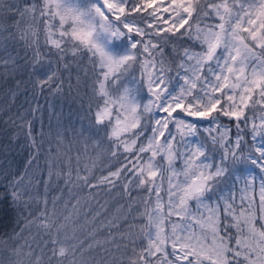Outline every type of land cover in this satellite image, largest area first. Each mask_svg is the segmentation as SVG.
Returning <instances> with one entry per match:
<instances>
[{
	"label": "snow or ice",
	"instance_id": "1",
	"mask_svg": "<svg viewBox=\"0 0 264 264\" xmlns=\"http://www.w3.org/2000/svg\"><path fill=\"white\" fill-rule=\"evenodd\" d=\"M245 3L233 2L230 6L227 0H89L81 8L68 0H41L42 6L33 2L21 8L10 0H0V14L42 21L46 40L56 50L57 62L64 71L70 70L80 52L88 56L93 72L91 83L86 80L85 84L95 101V122L110 132L112 155L120 153L124 157L121 166L99 182L114 184L122 172H127L132 177L128 183L145 187L149 196L155 195L151 212L145 213L149 227L154 228L141 229L144 242L133 247L125 264H264V0ZM216 18L218 23H207ZM21 36L26 40L31 37L35 45L36 32L31 26ZM185 39L199 44L201 51L184 48L176 72L183 82L170 90L171 69L163 59L164 47ZM257 47L261 49L259 56L254 50ZM66 56L71 59L66 61ZM253 59L257 66L248 73ZM9 62L11 71H16L17 61L11 56L2 61L4 66ZM50 63L41 61L34 47L28 62L32 73ZM136 70L146 81L151 97L147 104L137 99L144 83L136 89L137 95L124 87V81ZM59 71L50 69L43 79L35 80L34 86L43 90L55 84L59 90L63 84ZM210 151L219 152L218 160L210 159ZM145 153L149 155L141 163ZM158 155L166 160L171 172L164 189L167 211L160 195L162 185L156 179L158 171L153 170L163 167L155 163ZM177 159L182 163L179 172L174 167ZM251 168L259 172L258 208L253 197H240L239 214L233 217L235 237L226 229L224 235L220 234L218 205L210 206L206 219L192 215L189 202L204 204L209 194L219 195L221 185L242 182L241 191H250L256 179ZM11 185L15 206L23 193L15 190L20 187L18 182L12 180ZM230 201L231 196L223 205L228 214L234 207ZM173 216L195 220L200 234H195L190 225L180 227L172 221ZM165 220L170 222L167 233ZM241 221L247 226L246 232L240 230ZM4 243L0 237V244ZM49 243L51 247L45 245L51 254L47 260L37 257L27 264H65V259L68 264H77L74 252L55 236L49 237ZM78 264L87 262L81 259Z\"/></svg>",
	"mask_w": 264,
	"mask_h": 264
},
{
	"label": "rangeland",
	"instance_id": "2",
	"mask_svg": "<svg viewBox=\"0 0 264 264\" xmlns=\"http://www.w3.org/2000/svg\"><path fill=\"white\" fill-rule=\"evenodd\" d=\"M10 2L18 5V0H10ZM33 2H35L38 7L41 5V0L26 1V3H29L28 5ZM216 2H223V0H216ZM227 2L231 6L233 2L238 5L240 3H245V0H227ZM249 2H251V0H249ZM68 3L78 4L79 7L84 8L88 5L89 0H68ZM245 7H247V3H245ZM235 10L236 9L233 8V11ZM165 15L167 16V14ZM24 19L29 20L32 29L36 32L35 37L45 38L44 41H46L45 29L42 21H32L29 16H25ZM5 22L6 20L4 21L2 17V20L0 19V24L3 26V30L0 31V55H2L0 59L3 61L7 60L3 58L8 53V56L11 55V57L17 61L16 65H18L21 59L18 55V49H15L14 46L19 42V39L22 38L20 34L23 30H19V28L12 25V23L7 24ZM189 22L192 24L191 20ZM218 22V18L215 20L209 19L207 21L209 24ZM203 26L204 22L202 21L201 27ZM184 48L185 47L174 44L164 51L163 59L165 65L171 69L168 73V76L171 78L170 90L172 88H178L183 82L182 79L176 76V72L179 70L178 64L182 62L180 58L183 56ZM199 48L194 47V49L190 50L199 52L201 51L198 50ZM254 50L258 56L261 55V49L257 47ZM70 59L71 57L68 58V60ZM41 61H50L51 63L50 65H45L37 72L38 74L36 77L38 78L36 79H43L50 69H58L59 67L55 54L54 57H44ZM9 63L11 65V62ZM255 66H257V61L253 59L248 65L247 72L250 73L251 69ZM7 68H10L9 64ZM24 69L28 72V75L33 74L32 69L28 67V63ZM65 72L68 74V71ZM92 72V64L88 56L85 55L84 52H80L77 59L71 63L69 73H71L70 77L73 76L74 80L70 79L71 84L69 87L73 89V94L75 95L73 100L78 103L77 106L80 110H83V114L79 118L73 115L71 121L68 120V123L62 124L63 118L58 113L57 103V121L55 120L50 123L51 128L47 127L49 130H46L50 136L49 140L53 141V144L55 142L57 143L56 147L60 152V156L63 153L65 164L68 163V165L66 168H62L61 160H58L57 165L54 164L50 167L53 169L54 173L56 166L54 179L57 177V182H53L51 186H49L51 190L54 188L56 189L53 194V196H55V205L53 206L49 220L46 222V230H51H49V234L45 232L41 233L39 237L41 245L36 254L35 252L32 253V259H34V257H39L41 260H47L51 255L48 252V247H51L49 237L55 236L64 247L74 252L73 259L77 261V264L81 259L85 260L87 264H125L133 247L144 242L143 237L140 235L141 229L144 231H151L154 228V225L149 227L148 218L145 214L146 211L151 212L154 206V194L149 198L146 188L136 187L135 183L127 182V187L121 188V184H119L121 178L116 180L114 184L99 182L104 176H107L110 171H115L119 168L124 157L120 155V153H117V156L112 155L113 143L110 138V132L103 131L101 126L95 122V101L92 97L91 88L85 84L86 80H88L89 84L91 83L90 77L92 76ZM181 75H183V73H181ZM139 77L140 72L136 70L134 76H129L124 81V87L128 88L133 95H137L136 89L141 83H144V90L137 95L138 102L143 105L147 104L151 97L146 90V81ZM78 79L79 85L77 84ZM121 91H123V89H121ZM255 98L256 97H254V99ZM14 99V95L9 96V107L7 106L8 108H6L7 114L12 115V119L18 122L19 125L24 123L26 126L29 121L25 119L29 115L26 116V109H22V106L16 103ZM65 108L67 107L65 106ZM259 114L260 111L258 107L256 115L259 116ZM28 119L32 120L30 117H28ZM127 135L129 134H126L124 138H127ZM145 135H148V133ZM141 139H143V137H141ZM199 139L203 140L204 136H201ZM139 143L140 141L138 140L137 146H139ZM161 143H163V141H161ZM209 147H211V145ZM54 151H56V149ZM180 151H183V149H180ZM143 155L145 159L142 160L141 163L146 162V157L149 154L145 153ZM208 155L210 159L214 158L218 160L219 158L218 151H210ZM50 156L51 155H49V157ZM155 163L163 165V167L158 169L154 168L153 170L158 171L156 179L157 182L162 185L160 195L164 198L165 211H167V197L164 189L167 188L168 178L171 176V172L168 171L166 160L162 159L161 156L158 155L156 157ZM174 167L177 172L180 171L182 168L180 159L175 161ZM249 171L256 176L250 191H241L244 187L242 182H237L235 186H233L231 182L221 185L219 195L209 194L204 204H197L195 201L189 202V210L192 212V215L197 219H206L210 211V206L218 205L216 207V215L219 217L220 234L224 235V229H226L228 234L235 237L237 235V228L233 217L239 214L237 206L241 203L240 197H253V204L258 208V198L260 194L259 172L255 168H251ZM38 173L41 174L39 176L44 175L40 170H38ZM128 179L132 180L131 175ZM179 179L182 180L183 177L181 176ZM53 185L55 186L52 187ZM229 196L232 197V201L230 202L234 204L231 214H228L223 207ZM58 201H61L60 206L57 205ZM257 217L256 223L257 226H259L258 211ZM172 221L178 223L180 227L190 225L192 231L197 235L201 232L200 225L188 216H185L183 220L173 216ZM169 229L170 222L165 220V232L167 233ZM177 230L179 231L180 229L178 228ZM240 230L242 232L247 231V226L242 221L240 223ZM111 232L112 234L108 236L107 234ZM133 234H137L134 242ZM27 245H29V243H27ZM45 245L48 247H45ZM21 257L22 254L16 257V260H20ZM54 259L55 258H53V260ZM65 264H68L67 259H65Z\"/></svg>",
	"mask_w": 264,
	"mask_h": 264
},
{
	"label": "trees",
	"instance_id": "3",
	"mask_svg": "<svg viewBox=\"0 0 264 264\" xmlns=\"http://www.w3.org/2000/svg\"><path fill=\"white\" fill-rule=\"evenodd\" d=\"M26 1L28 0H18V5H21V8L28 6L30 2L26 3ZM143 14L147 15V13ZM1 16L7 24L12 23L16 26L18 22L19 30H25L29 26L32 28L29 20L24 19L25 17L21 19L18 15L9 16L8 13H2L0 14L1 20ZM31 20L34 21L32 18ZM31 39V37L27 40L21 38L14 46L15 49H18L21 59V62L16 65V71H11L10 63H8L10 68L4 66L3 60L0 59V237L6 241V243L0 244L2 264H19L21 261L27 264V261L32 259V253L36 254L41 245L39 239L41 233L49 234L48 232L51 230H46V222L55 205L53 194L56 189L51 190L49 186L53 182H57V177L54 179L56 166L54 173L50 167L54 164L57 165L58 160H61L62 168H66L68 165V163L65 164L63 153L60 156L56 147L57 143L53 144L46 132L51 128L50 123L57 121L56 104L58 103V113L63 118L62 124L68 123V120L71 121L73 115L79 118L83 114V110H80L77 106L78 103L73 100L75 98L73 89L69 87L70 79H73V76L70 77L71 73L68 71L67 74L61 64L58 63V69H60L58 76L63 84L59 90L55 84L51 88L45 86L43 90L34 86L38 73L28 75L24 69L33 57L34 47L38 50L40 59L54 57L55 50L47 40L44 41L45 38L35 37L34 46ZM174 44L189 49L200 47L199 44L185 39L174 43L169 42V45L164 47V51ZM7 56L8 53L3 59H7L11 55ZM68 58L70 57L66 56L65 60L67 61ZM11 95L15 96L14 101L19 103L22 109H26V116L29 115L28 117L32 118V120H29L28 117L25 119L29 121L26 126L24 123L19 125L12 119V115L7 114L6 108L9 107L8 99ZM232 134H235V129ZM55 149L56 151H54ZM49 155L51 156L49 157ZM38 170L44 175L39 176L41 174L38 173ZM129 177L130 174L122 172L119 181L121 188H124V185L130 181ZM12 180L20 184V187L15 190L23 193L20 202L15 206L11 196L14 190V186L11 185ZM57 205L60 206L61 201H58ZM111 234L112 232L107 235ZM30 251L31 256L28 255ZM21 254L20 260H16V257Z\"/></svg>",
	"mask_w": 264,
	"mask_h": 264
}]
</instances>
